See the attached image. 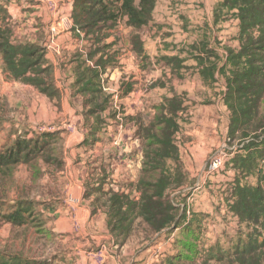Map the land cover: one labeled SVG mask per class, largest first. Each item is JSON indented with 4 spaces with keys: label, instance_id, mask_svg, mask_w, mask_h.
I'll return each instance as SVG.
<instances>
[{
    "label": "trees",
    "instance_id": "16d2710c",
    "mask_svg": "<svg viewBox=\"0 0 264 264\" xmlns=\"http://www.w3.org/2000/svg\"><path fill=\"white\" fill-rule=\"evenodd\" d=\"M72 1L73 29L84 33L85 37L91 36L86 58L76 56L73 82L75 94L82 97L81 115L88 129L85 142L89 143L96 140L97 133L104 127L103 114L109 108V96L102 91L100 76L116 66L117 54L111 51L113 43L103 41L107 37L105 31L119 18H125V25L133 32L146 27L152 20L155 0H138L137 3L135 0ZM4 13L0 8L2 24ZM228 20L236 21L237 34L232 39L236 46H223L222 63L215 51L206 50L203 45L202 51L213 60L208 63L200 60L197 67L202 68L199 72L206 84L216 83L215 74L224 79L222 100L228 112L226 139L229 144L239 145L228 162L234 174L228 208L240 224L251 226V232L245 242L236 244L232 250L211 249L202 264H264V0H218L212 10V25ZM131 45L134 53L141 56L137 34L131 36ZM0 56L4 71L11 79L33 87L49 99L58 98L52 68L44 61L43 50L32 44L13 45L10 30L3 25L0 26ZM87 60L93 61L94 67L88 66ZM119 88L121 97L132 91L131 83L121 82ZM169 102L175 106L169 112H163L159 105L146 126L137 123L134 135L141 142L143 158L135 188L138 198L131 193L106 190L101 185L85 192L84 197L96 195L93 205L106 208V227L118 247L141 225L153 236L162 230L168 236L179 232L185 244L197 235L201 226L199 217H189V209L174 207L169 199V191L173 193L186 187L174 141L179 129L175 119L179 105L174 100ZM132 119L137 122L136 117ZM11 136L13 143L0 150V177L9 176L19 165L29 169L33 182L43 176L40 164L54 167L57 173L62 171L60 132L22 135L16 131ZM168 162L171 167L167 166ZM248 177H253L255 184L243 183ZM16 206L14 211L2 214L1 219L13 227L35 223L34 203L26 200ZM95 210L93 208L92 214ZM45 232L48 236L52 234ZM185 252L167 257L166 264L190 261L196 254ZM54 261L49 257L36 259L0 253V264H53Z\"/></svg>",
    "mask_w": 264,
    "mask_h": 264
},
{
    "label": "crops",
    "instance_id": "0c3cea01",
    "mask_svg": "<svg viewBox=\"0 0 264 264\" xmlns=\"http://www.w3.org/2000/svg\"><path fill=\"white\" fill-rule=\"evenodd\" d=\"M40 1L41 0H0V8L5 11L3 24L1 22L2 20H0V26L3 25L10 30V42L13 45L32 44L43 50L44 61L52 68L53 85L57 89L59 96L58 98L49 99L40 94L33 87L11 79L4 71L3 61L0 56V65L2 67V72L0 73V97H2V95L6 96L5 98L8 104L9 115L8 122L12 128L17 129L19 133L21 131L33 134L60 132L61 148L63 151L61 158L63 169L59 172L63 182L62 197L57 201L51 202L50 200H47L40 205V207L41 212L47 220V230L50 231L56 239H59L61 245L71 251L67 255L63 254L61 264H94L87 259L86 253L98 249L101 245H106L110 250V255L105 264H131L133 256L130 257L129 262L126 261L127 257L131 255L126 244L120 247L115 245L112 236L107 230L106 208L97 206V204L93 205L92 202L96 196L95 194L87 197H84V195L85 192H88L87 190L89 188L101 185L104 189H111L113 192L120 191L131 193V195L134 193V197L137 199L138 193L135 191V188L140 176L143 159L141 142L135 137V135H133V126H131L128 121L125 122L124 120L125 133H123V137L120 140L121 145L119 148L124 154L128 155H121L120 159L117 157V160L122 162L125 166L122 169L119 168L116 171L113 170V173L109 174L113 181H111L112 185L110 184V187L106 188L103 183L104 181L102 180L103 176L101 179H97L93 184L87 183V171L86 167H84V160L81 159V151L86 146L95 149L98 144L103 143L105 138L110 142L112 137L113 141V134L110 132V125L114 127V123L116 130L118 129L119 119L117 117V120H115L116 117L114 115L117 114L120 109L124 112L127 111V117L131 120L134 117L133 111L135 109L141 111L144 109V91L141 83L143 76H145V72L141 60L142 58L146 59V55L153 67L159 68V65H161L159 68L160 70H163L165 67L170 72V75H168L167 78L172 87L170 89L171 95L169 100H174V102L179 105V109L176 111V116L188 115L190 117L195 114V112H193L194 109H198L197 112H199L200 115L193 119L190 118V120L197 122L196 124L198 125V128H192L189 130V133L187 132L185 134V138L186 136H190V134L191 136L194 134L200 139H204L207 136L208 138L216 137L220 130L218 127L219 115L213 111L216 103L213 104L214 98L209 96V103L193 104L195 101L194 90L196 87V77L195 75L190 74L193 69L191 68L193 66V59L192 57H183L181 56V53L177 52L179 47L187 44L186 41L180 45V43L178 44V39L176 41H172V38L169 39L168 41L173 43L171 45L169 43L170 48L169 53H167L165 52L167 49L165 47L166 40L163 39L161 41V38L159 37L160 33L154 28L148 27V29H150L147 34L151 37L153 46L149 45L147 48L143 36L139 33L141 29L136 32L132 31L129 35V40L124 43L125 54L123 55V59L120 61L116 56V66H114L113 69L107 70L104 75L100 76L102 91L109 96V108L103 114L105 125L102 130L97 133L96 140L89 142L90 144L85 142L88 138V129L85 127L81 115L82 97L75 94L73 82L75 79L74 67L76 56H81V58L84 59L86 58V54L91 47V44L89 43V38L91 36L85 37L84 33L77 29H66L62 23L57 21L55 15L48 13ZM57 1L60 2L59 13L65 11L64 6L66 5L72 7V0ZM154 15L155 7L152 13V20L149 24H154ZM207 20V22H209L207 26L213 31L212 23L210 25L209 19ZM218 26L219 25L217 24L214 28L215 30L213 31L212 41L208 45H204L206 50L215 51L219 56V53H222L223 57H220L222 58L221 62L223 63L225 55L223 50L224 43L218 44L221 49L216 46V41H222L223 39V33L218 31ZM183 31H181L182 34L185 32ZM194 33L190 32L185 34L187 36L186 38L189 39ZM105 34L107 37L103 41L107 44L113 43V47H115L116 43L115 41L110 40L109 31L106 30ZM133 34L138 35L141 44L142 53L139 57L132 50L131 36ZM196 46H198L197 43ZM200 48L202 49L203 45ZM149 49H153L154 52L149 51L148 53H145L146 50ZM190 49H193V47H190ZM156 50L159 51L155 52ZM199 57H202V55H199ZM153 58L155 60H153ZM87 65L94 67L93 61L87 60ZM196 68L198 71L202 69L201 67H197V65ZM120 70L121 72H119ZM187 70H190V72H186ZM181 71L184 73L182 74ZM132 72L133 75H131ZM122 73H124L125 76L122 77ZM154 74L156 77L158 76L157 70ZM198 78L203 81L200 73L198 74ZM214 78L217 80L216 74L214 75ZM121 82L131 83L132 86V91L123 97H121L119 90ZM200 82L201 81L197 82V88L210 92L209 86H199ZM203 83L207 85L204 81ZM221 90L223 93L217 102L220 101L224 110H226L222 100L225 92L224 87H222ZM182 101L183 106L187 108L186 112L183 111L184 109L181 110L180 108V106L182 107ZM159 105L160 103L151 106L150 110L153 114L155 113V107ZM109 114L112 116L108 117ZM112 120H114V122L110 123ZM107 122L110 124L107 125ZM60 123H70L75 127V131H41L42 127L58 126ZM100 148L99 152L101 154H105L108 150L107 144L100 145ZM96 154L97 151H95V155ZM134 155L135 161L131 160ZM122 171L127 172V174L132 176L130 178L131 181H129L130 183H127V185L133 184L134 188L123 186L118 188L116 186L114 175L117 176V174ZM135 171L136 174L134 175ZM190 177H193L192 169L190 170ZM109 179L110 178H107V180ZM180 190L184 192L187 189L184 187ZM204 199H206L205 196H201L199 201ZM191 201L192 195L182 204L175 205L172 201L171 202L174 207H180L181 209L186 207V209H190L192 206ZM93 208H96L94 214H92ZM163 233H165V230L156 233L154 237ZM161 246V244L157 243L153 246H148L149 248L146 247L147 251H151L149 260L156 257L157 253L161 250Z\"/></svg>",
    "mask_w": 264,
    "mask_h": 264
},
{
    "label": "rangeland",
    "instance_id": "374dc122",
    "mask_svg": "<svg viewBox=\"0 0 264 264\" xmlns=\"http://www.w3.org/2000/svg\"><path fill=\"white\" fill-rule=\"evenodd\" d=\"M137 2L138 0H135V3ZM216 2V0H155L154 24L150 23L139 31L140 35L143 36L145 40L147 48L149 45L153 46L151 37L147 34L150 29H148V27L154 28L160 33L159 37L161 38V41L163 39L166 40L165 47L167 49L164 50L167 53H169V43L170 45L173 43L169 42V39L172 38V41L178 39V44L180 43V45H182L181 43L184 41L187 42V44L179 47L177 52L181 53V56L183 57H192L193 59V66L191 67L193 69L191 72L190 70L186 71L196 77V87L194 90L195 101L193 104L209 103L210 97H213V104L216 103L213 111L219 115L218 127L220 130L218 134L216 137L208 138L207 136L204 139H200L194 134L193 136L190 134V136H186L185 138V134L187 132L189 133V130L192 128H198V125L196 124L197 122L190 120V118L193 119L200 115L199 112H197V108L193 111L195 114L190 117L186 113L187 116H175L179 129L174 136V141L178 148L180 172L184 175L185 183L183 185H186L185 188L187 189L184 192L178 190L175 191V193H171L172 191H169L168 194H173L169 199H172V202L175 205L182 204L188 197L190 198L191 192L188 191V189L192 188L197 180L201 181L200 174L202 169L206 166L211 155L218 150L225 141L226 146L230 148L231 152L229 160L239 147L236 142L229 144L226 139L228 112L224 110L220 101L217 102L223 93L221 89L224 87V79L217 75V81L215 84L205 85L203 81L198 78L200 72L196 68V65H198L200 60H203L205 63L213 60L211 57L208 58L207 54L203 52L200 47L204 44L208 45L212 41L215 26L212 25L213 28H211L213 31H211L207 26L209 23L207 22V19H209L211 25L212 10ZM218 25V31L223 33V39L222 41H216V46L221 49L218 44L224 43L223 45L227 44L235 47L236 43L232 39L237 34L236 21L228 20ZM107 31L110 33V40L115 41L116 43L111 51H116L117 57L121 61L125 54L124 43L129 40V35L132 33V30L125 25V18H119V21H117L112 27L108 28ZM181 31H183L184 34H182ZM190 32L195 33L192 37L187 39L185 34ZM196 43L198 46H196ZM190 47H193V49H190ZM149 51L154 52L153 49H149L146 50L145 53H148ZM158 51L159 50H156L155 52ZM219 54L222 56V53ZM199 55H202V57H199ZM217 57L219 58V55ZM221 59L222 58L220 57V60ZM153 60L155 59L153 58ZM141 62L145 72V76H143L141 83L144 91V109L142 111L138 109L133 111V116L136 117L137 122L127 117V111L124 112L121 109L119 111L116 110L118 113L114 116L116 117L115 120H117V117L119 119L118 125L120 123L122 124V137L123 133H125L124 120L125 122L128 121L130 125L133 126L134 131H136L137 123L142 122V124L146 126L148 122L154 118V114L150 110L152 105L160 103L163 112H169L168 110H172L173 107H175L172 106V102H169V97L171 95L170 89L172 88L170 81L167 79L168 75H170L169 70L165 67L163 70H160L159 68L161 65H159V68L153 67L150 64L147 55L146 59L142 58ZM1 68L0 65V73L2 72ZM156 70L158 78L154 74ZM119 72H121V70ZM181 72L182 74L184 73L183 71ZM131 75H133V72ZM123 76H125L124 73H122V77ZM198 81H201L199 86H209L210 92L197 88ZM5 97V95L0 97V150L13 143L14 139L11 135L16 134V131H18L17 129L12 128L8 122V104ZM181 103V110L184 109L183 111L186 112L187 108L183 106V101ZM113 122L114 120L110 123ZM110 123L107 122V125ZM113 125L114 127L110 125V132L113 134V141L112 137L110 142L105 138L102 143L107 144L108 150L105 154L99 152L101 149L100 145L102 144H98L95 149L86 146L81 151V159L84 160V167H86L87 171V183L89 184H93L97 179L99 180L103 176L102 180L104 181L105 188L110 187V184L112 183L111 181L113 180L109 174L113 173V170L116 171L125 166L122 162L117 160V157L120 159L121 155L127 156L128 154H124L119 148L122 137L118 140L117 134L119 128L116 130L114 123ZM21 134L25 135V132L21 131ZM116 141L118 142L116 143ZM95 151H97L96 155ZM62 154L63 151L60 146V158H62ZM131 160L135 161V155ZM228 162L224 166L223 171H221L216 177L206 181L205 184L201 186L200 190L193 193L194 195L192 194L193 202L191 201L192 206L189 209V217H199L202 222L198 223L201 226H199L197 235L189 238L187 241L188 244H185V240L181 238L179 232H176L174 236L159 234L157 237H154L147 232L146 227L141 225L140 227H135L134 232L125 243L128 251L131 252V255L127 257L126 261L129 262L130 257L133 256L131 264H166L167 257L175 255L176 253L183 254L188 250L190 251V255L196 253L192 256L191 260L193 261H184L178 264H202L206 259L205 255H207L211 249L228 251L232 250L236 244L245 242L247 236L251 232V226L240 224L237 218L229 212L228 208L232 201L231 191L233 188L234 177L233 171ZM39 166L40 169L44 171H42L43 176L34 182L31 180V172L25 165H19L16 167L13 172H10L11 174L8 173L9 176L6 175L0 177V253H14L27 258L36 259L49 257L55 260L53 264H61L63 254L67 255L71 251L61 245L59 239H56L54 235H46L45 231L48 229L47 220L41 212L40 205L47 200L52 202L61 199L63 182L60 173L55 172L54 167H47L41 164ZM167 166L171 167V164L168 162ZM191 169L193 177H190ZM136 171L134 175L136 174ZM131 177V175L124 171L118 173L117 176L114 175L116 186L118 188L120 186L134 188L133 184L127 185V183H130L129 181H131ZM107 178L110 179L107 180ZM244 182L253 185L255 184V179L253 177H248L243 183ZM174 190L175 189H173V191ZM132 196L134 197V193ZM201 196H205L206 199L202 200L205 202L199 201ZM26 200L34 203L33 216L37 218L34 224L28 223L22 227H13L6 223L4 219H1L2 214L14 211L18 202L25 203ZM41 224L45 226L42 227L40 226ZM36 225L38 226L36 227ZM157 243L162 245L161 250L157 253L154 259L149 260L151 251H147L146 247L153 246ZM210 264H214V262H211Z\"/></svg>",
    "mask_w": 264,
    "mask_h": 264
},
{
    "label": "built area",
    "instance_id": "2783aa9c",
    "mask_svg": "<svg viewBox=\"0 0 264 264\" xmlns=\"http://www.w3.org/2000/svg\"><path fill=\"white\" fill-rule=\"evenodd\" d=\"M48 13H52L57 17V21L62 23V25L71 30L73 28L72 23V7L70 5L64 6L65 11L59 13L60 2L57 0H41L40 1ZM119 131L117 134L118 140L122 137V124H119ZM55 130H65L68 132H74L75 127L70 123H60L58 126L42 127V132H50ZM118 141H116L117 143ZM230 148L226 146L225 143L216 150L211 157L208 159L206 166L202 169L200 180H197L196 184L192 188H189L190 195L201 189V186L205 184L206 181L211 178L216 177L221 171H223L224 166L227 164L230 156ZM194 195V194H193ZM192 195V196H193ZM110 255V250L106 245L99 246L98 249L93 251H88L86 253L87 259H89L94 264H105L108 256Z\"/></svg>",
    "mask_w": 264,
    "mask_h": 264
}]
</instances>
